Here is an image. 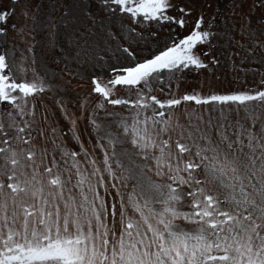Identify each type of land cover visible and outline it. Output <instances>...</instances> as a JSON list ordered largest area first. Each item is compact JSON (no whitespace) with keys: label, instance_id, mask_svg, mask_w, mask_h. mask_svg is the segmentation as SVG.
Here are the masks:
<instances>
[{"label":"snow or ice","instance_id":"obj_1","mask_svg":"<svg viewBox=\"0 0 264 264\" xmlns=\"http://www.w3.org/2000/svg\"><path fill=\"white\" fill-rule=\"evenodd\" d=\"M225 59L264 86V0L0 7V264H264V90L179 92Z\"/></svg>","mask_w":264,"mask_h":264},{"label":"rangeland","instance_id":"obj_2","mask_svg":"<svg viewBox=\"0 0 264 264\" xmlns=\"http://www.w3.org/2000/svg\"><path fill=\"white\" fill-rule=\"evenodd\" d=\"M9 4V0H2L0 2V7H6ZM40 37H37V40H39ZM237 39H240V36H237ZM247 43V41H244ZM21 47H24L23 44L20 45ZM39 51V50H38ZM39 58V56H38ZM237 63H239V58H236ZM223 67H218L216 69L215 75L219 77L218 79L215 78H210L207 76V74L202 75V76H193V75H188L186 79L180 84L179 92L182 93H191L193 90L196 92L202 94V95H208L210 93H227L230 91H239V90H246V89H253V90H264V86H261L259 83L260 80V74L259 72L256 75L249 74L245 76L243 73L238 72V71H233L230 62L225 59L222 61ZM243 67H252V68H257L261 69L262 66L257 65V64H252L248 65L245 64ZM237 77H240L241 80H238ZM175 81L173 82V88H175ZM77 92H79L80 96H83L86 92L85 89H77ZM69 99L71 100V103H69L68 107L70 112H76L77 108L74 107L76 100H77V95L76 92H73L70 94ZM44 107H47L49 109V112L53 110L55 106V102L53 99L49 97H45L44 99ZM41 113H43V108L38 110L37 118L38 120L41 119ZM57 117H53L55 119ZM62 126L67 129L68 124L67 121L62 120ZM101 123H107V121H101ZM43 127L47 128V125H42ZM80 128L81 131H83L84 134V139L89 141L88 147H91L92 145V140L95 138V133L93 132V137L90 138L88 136V131H90V127H88L85 123L84 120H81L80 122ZM35 135V133L33 134ZM43 143V141H41ZM57 143H61L60 140H57ZM49 151L52 149L51 143L47 145ZM102 153L97 150V156H100Z\"/></svg>","mask_w":264,"mask_h":264}]
</instances>
